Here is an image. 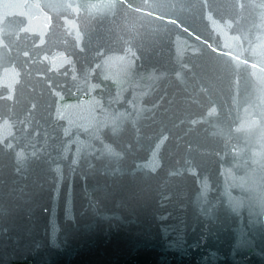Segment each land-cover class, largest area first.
Here are the masks:
<instances>
[{
	"label": "water",
	"instance_id": "95a60500",
	"mask_svg": "<svg viewBox=\"0 0 264 264\" xmlns=\"http://www.w3.org/2000/svg\"><path fill=\"white\" fill-rule=\"evenodd\" d=\"M0 264H264V0H0Z\"/></svg>",
	"mask_w": 264,
	"mask_h": 264
}]
</instances>
